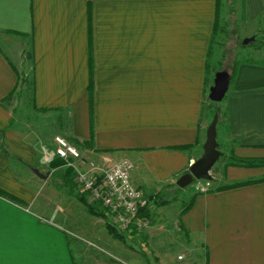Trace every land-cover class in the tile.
Instances as JSON below:
<instances>
[{
	"label": "crops",
	"instance_id": "crops-1",
	"mask_svg": "<svg viewBox=\"0 0 264 264\" xmlns=\"http://www.w3.org/2000/svg\"><path fill=\"white\" fill-rule=\"evenodd\" d=\"M217 1L0 0L3 264H176L172 245L178 264H264V62L237 64L233 78L224 69L216 130L228 162L210 190L165 214L213 118L207 100L219 68L210 56L225 30ZM230 1L239 21L257 25L247 36H264V0ZM57 134L100 166L129 159L132 185L168 200L150 204L162 216L114 237L106 215L74 204L65 170L50 167Z\"/></svg>",
	"mask_w": 264,
	"mask_h": 264
},
{
	"label": "built area",
	"instance_id": "built-area-1",
	"mask_svg": "<svg viewBox=\"0 0 264 264\" xmlns=\"http://www.w3.org/2000/svg\"><path fill=\"white\" fill-rule=\"evenodd\" d=\"M53 142L56 156L65 167L72 169L78 191H82L88 203L104 208L109 224L119 231L135 232L150 226L151 217L140 214L142 208L150 205V201L142 190L132 185L130 174L134 165L129 159L121 158L103 167L64 136L55 135ZM210 188V180L199 179L195 183L196 192H205Z\"/></svg>",
	"mask_w": 264,
	"mask_h": 264
},
{
	"label": "rangeland",
	"instance_id": "rangeland-1",
	"mask_svg": "<svg viewBox=\"0 0 264 264\" xmlns=\"http://www.w3.org/2000/svg\"><path fill=\"white\" fill-rule=\"evenodd\" d=\"M221 3V9H220V21L221 24L224 25V21H223V15L225 16V30L224 32H218L216 33V38L219 41L221 38V42L222 45H214L212 48V53L210 56V61H212L213 63L211 65L216 66L217 68H219V70L222 69H226V70H230L232 66H234V64H240V63H256V62H264V36H257L254 35V40L249 41L247 43H243V40L247 37L250 31L255 30L256 28V23L253 24L252 26H246L243 24L242 20L238 19V14H237V9H236V4L232 5L231 1H230V5H228V0H220ZM227 15L229 16V18H227ZM218 71V70H217ZM224 101L225 98L223 97L222 100L215 102L212 100H207V103L209 105V108L211 109L212 114L214 113H218L217 111L219 110V113H223V109H224ZM21 108H30V103L29 101H25L24 104L22 105ZM17 115V114H16ZM219 115V114H218ZM29 118L32 119V113L28 114ZM217 142H218V149L222 152V155L219 157V159L215 162V164L213 165L212 169H211V175L212 176H216L217 174L220 173V171H222L223 166L228 162L227 161V149L225 147V145L221 142L220 136L217 134L216 136ZM62 168L58 169V172L62 171V169L66 170V168L64 166V163L62 164V166H60ZM58 172H55L56 175L53 177L51 176L50 178L52 180L48 181L47 183L49 184L48 186H45L42 189V193L43 195L47 194L48 189L51 187V184H54L55 181H58V177H56L58 175ZM60 175V174H59ZM34 177V176H33ZM57 179V180H55ZM198 180H194L191 184L185 186L184 188H179L178 186H175V191L171 192L170 194H174V197L172 199L173 204L171 205V207L169 209H165L167 215L169 216H175L176 212L181 208L183 209L184 206H187L191 200L192 197V193L196 192L195 191V183ZM76 184V183H75ZM215 185V184H214ZM77 186V185H76ZM213 184L210 181V187H212ZM68 189V193H70V195H72V198L74 200H72L74 202L75 205H79L80 209H83L82 206H80L79 203H77V201L81 202L83 205L87 206V204L84 202H82L81 200H78L76 195L79 194H83L80 191H78L77 187L74 186V188H71L70 186H67ZM42 195V196H43ZM84 195V194H83ZM62 195H59L58 198H60ZM60 199H63L62 197ZM90 205H92L94 208H96L97 206H95V203H89ZM152 205H154V203H152ZM157 208H151V219L154 217H158V216H162V211H160V208H158V206H156ZM75 210V209H73ZM66 211H70V209L67 206ZM84 210H77L76 212L78 214L82 213ZM75 213V212H74ZM76 214V213H75ZM78 220L80 221V218L84 219V216L86 215H78ZM88 217V216H87ZM107 217V216H106ZM106 221V220H105ZM107 223H108V218H107ZM173 227V226H171ZM169 225V228H171ZM117 231L118 229L115 228ZM103 231V228L101 226H99L96 230V232L98 234H101V232ZM105 232V231H104ZM119 233H124V235H126L127 233L130 232V230H126V231H118ZM132 232V231H131ZM170 234V238H175V240H177L180 237L181 231L177 230V225H174V230H170L168 231ZM178 236V237H177ZM172 244V242H171ZM136 245V244H135ZM138 247V246H137ZM182 252L181 248L179 245H172V248H170L168 250V254L170 259H174L176 264H178V262L180 260H177V255L178 253ZM153 264H157L156 260L153 259ZM78 264H81L80 262ZM89 264H93V263H89Z\"/></svg>",
	"mask_w": 264,
	"mask_h": 264
},
{
	"label": "water",
	"instance_id": "water-1",
	"mask_svg": "<svg viewBox=\"0 0 264 264\" xmlns=\"http://www.w3.org/2000/svg\"><path fill=\"white\" fill-rule=\"evenodd\" d=\"M253 39V36L247 37L243 40V43H247ZM229 82L230 74L226 70L222 69L216 71L212 85L209 87L208 98L215 102L222 100L229 87ZM217 122L218 113H214L212 120L206 128L203 152L200 157L194 159V161L190 163L187 171L177 178L176 185L179 188H184L194 180H212L211 169L222 155V152L218 149V142L216 139ZM32 171L42 179L47 178V174L41 173L37 168H32Z\"/></svg>",
	"mask_w": 264,
	"mask_h": 264
},
{
	"label": "trees",
	"instance_id": "trees-1",
	"mask_svg": "<svg viewBox=\"0 0 264 264\" xmlns=\"http://www.w3.org/2000/svg\"><path fill=\"white\" fill-rule=\"evenodd\" d=\"M218 3V9H219V0L217 1ZM235 71H236V64H234V66L231 67V71H230V74H231V78L234 77L235 75ZM218 114H219V110L217 111ZM79 142V141H78ZM81 144H84V142H80ZM78 143V144H80ZM2 150L5 154H7V149L4 145H2ZM63 164V161L60 159V158H57L56 160L54 161H51L50 162V167H59V166H62ZM252 163H245V165H250ZM64 184L66 186H70L71 188H74V186L76 187L74 181H73V173H72V169L71 168H66L65 172H64ZM240 183H234L232 184L233 186L235 185H238ZM0 193L6 195V196H9L7 193H4V191L0 190ZM80 200L84 201L88 208H89V211L97 216H100L102 218L105 217V210L104 208L101 206V207H96L94 208L92 205H90L88 202H86V198L83 194H79L77 195ZM150 201V204L154 203V204H157V205H161V204H165L166 202H168V200H165L161 197V195L159 194H156L154 195L153 197H151V199L149 200ZM190 203V202H189ZM184 212H186V209H184ZM140 214L141 215H145V216H151V208H150V205L148 207H145V208H142L141 211H140ZM107 227L109 228V231L112 233V235L118 239H121L123 240V234L119 233L115 227H113L111 224L107 223ZM132 232H135V230H133Z\"/></svg>",
	"mask_w": 264,
	"mask_h": 264
},
{
	"label": "snow or ice",
	"instance_id": "snow-or-ice-1",
	"mask_svg": "<svg viewBox=\"0 0 264 264\" xmlns=\"http://www.w3.org/2000/svg\"><path fill=\"white\" fill-rule=\"evenodd\" d=\"M2 228H3V225H2V220H0V264H3V261H2V248H3V233H2Z\"/></svg>",
	"mask_w": 264,
	"mask_h": 264
}]
</instances>
